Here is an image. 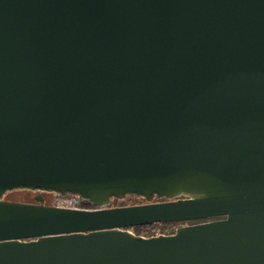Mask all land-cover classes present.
Segmentation results:
<instances>
[{
  "label": "water",
  "instance_id": "1",
  "mask_svg": "<svg viewBox=\"0 0 264 264\" xmlns=\"http://www.w3.org/2000/svg\"><path fill=\"white\" fill-rule=\"evenodd\" d=\"M0 264H264V0H0Z\"/></svg>",
  "mask_w": 264,
  "mask_h": 264
},
{
  "label": "rangeland",
  "instance_id": "2",
  "mask_svg": "<svg viewBox=\"0 0 264 264\" xmlns=\"http://www.w3.org/2000/svg\"><path fill=\"white\" fill-rule=\"evenodd\" d=\"M43 198L44 205L47 207H59V208H88L91 209L89 204H85L80 198L65 195L61 196L57 193H46V192H32L26 190H16L6 193L1 200L6 202H16L24 204H34L32 197L39 195ZM142 203V204H137ZM147 204L145 200H137V198L125 197L123 200H112L108 208H123L131 206H139ZM185 226V225H181Z\"/></svg>",
  "mask_w": 264,
  "mask_h": 264
},
{
  "label": "trees",
  "instance_id": "3",
  "mask_svg": "<svg viewBox=\"0 0 264 264\" xmlns=\"http://www.w3.org/2000/svg\"><path fill=\"white\" fill-rule=\"evenodd\" d=\"M125 197L137 198V200L143 199L146 201L145 198L138 197V196H129L128 195ZM112 200H117V199L112 198L111 201ZM159 200H160V198H158L157 196H154V197H152L151 202H156V201L158 202ZM84 202H86V201H84ZM146 203H147V201H146ZM137 204H142V203H137ZM73 209L89 210L88 208H73ZM202 222H206V221H193V222L170 223V224H154L151 226L132 228L129 231L132 232L135 236H138L141 238H153V237L162 236V235L163 236H170V235H173L175 230L177 228H179L181 225H192V224L202 223Z\"/></svg>",
  "mask_w": 264,
  "mask_h": 264
},
{
  "label": "flooded vegetation",
  "instance_id": "4",
  "mask_svg": "<svg viewBox=\"0 0 264 264\" xmlns=\"http://www.w3.org/2000/svg\"><path fill=\"white\" fill-rule=\"evenodd\" d=\"M32 192H35V191H32ZM35 197H37V196H35ZM35 197H33V202L35 203ZM76 197V196H75ZM165 202H167L165 199H160L158 202L156 201V202H150V203H152V204H155V203H165ZM85 204H89L88 202H85ZM90 205V204H89ZM89 210H91V209H89ZM207 222V221H206ZM203 223V222H202ZM196 224H198V223H196ZM192 225H194V224H192ZM185 226H189V225H185ZM180 227H184V226H180Z\"/></svg>",
  "mask_w": 264,
  "mask_h": 264
}]
</instances>
